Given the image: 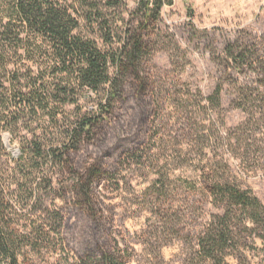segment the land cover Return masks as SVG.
I'll use <instances>...</instances> for the list:
<instances>
[{
	"label": "trees",
	"instance_id": "16d2710c",
	"mask_svg": "<svg viewBox=\"0 0 264 264\" xmlns=\"http://www.w3.org/2000/svg\"><path fill=\"white\" fill-rule=\"evenodd\" d=\"M173 4L137 0L128 19H122L121 31L104 11L94 9L87 16L102 34L100 47L55 1L0 0V150H6L1 135L7 133L14 142L20 122L28 125L36 118L46 124L40 134L22 139L18 155L9 156L12 167L0 171V264H36L31 255L45 249H58L56 264H128L126 249L108 231L110 219L97 189L114 182L118 168L142 162L147 151L153 85L145 61L162 10ZM19 50L31 60H44L37 75L17 68ZM257 52L229 43L223 67L255 74V83L264 88V55ZM43 70H49L47 78ZM87 91L102 101L81 113L74 98ZM219 93L217 87L207 102L219 107ZM67 106L77 113L62 123ZM209 178L204 186L223 213L214 215L199 235L197 254L207 264H227L231 254L237 264H250L240 246L245 237L264 242V205L251 191ZM39 189L63 206H45L36 197ZM16 204L34 214L24 230L14 219ZM67 213L74 218L71 225V216L65 222Z\"/></svg>",
	"mask_w": 264,
	"mask_h": 264
},
{
	"label": "rangeland",
	"instance_id": "374dc122",
	"mask_svg": "<svg viewBox=\"0 0 264 264\" xmlns=\"http://www.w3.org/2000/svg\"><path fill=\"white\" fill-rule=\"evenodd\" d=\"M51 1L66 8L77 19L78 31L100 47L102 34L87 15L104 11L121 31L122 19H128L137 3ZM117 2L122 3L119 8H110L109 3ZM173 3L162 10L145 61L153 85L147 151L142 162L118 168L115 181L97 189L100 207L110 219L108 231L118 246L126 249L128 264H207L197 254V239L212 217L223 213L204 186L208 177L251 191L264 205V88L255 83V74H239L223 67L229 43L248 46L258 51L260 58L264 55V0ZM42 62L17 52V68L28 69L31 76L37 75ZM48 71L41 72L45 78ZM217 87L219 107L206 100ZM74 99L85 113L96 109L102 98L87 91ZM64 111L68 115L62 123L77 113L74 106ZM42 125L46 124L36 118L28 125L20 122L14 142L7 133L1 135L6 148L0 150L1 172L12 167L9 156L18 155L22 139L40 134ZM36 197L50 209L63 206L61 200L40 189ZM27 209L20 204L13 207L21 230L34 217ZM70 216L67 213L65 222ZM69 221L71 225L74 218ZM244 241L240 247L247 260L260 264L264 242L257 237H245ZM59 255L58 249H45L31 258L36 264H56ZM235 257L231 254L226 263L237 264Z\"/></svg>",
	"mask_w": 264,
	"mask_h": 264
},
{
	"label": "water",
	"instance_id": "95a60500",
	"mask_svg": "<svg viewBox=\"0 0 264 264\" xmlns=\"http://www.w3.org/2000/svg\"><path fill=\"white\" fill-rule=\"evenodd\" d=\"M7 147H8V143H7Z\"/></svg>",
	"mask_w": 264,
	"mask_h": 264
}]
</instances>
